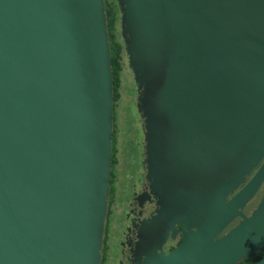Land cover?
<instances>
[{
	"label": "water",
	"instance_id": "obj_1",
	"mask_svg": "<svg viewBox=\"0 0 264 264\" xmlns=\"http://www.w3.org/2000/svg\"><path fill=\"white\" fill-rule=\"evenodd\" d=\"M117 2L159 207L133 264H239L264 249V193L243 213L264 185V0ZM106 15V0H0V264H101Z\"/></svg>",
	"mask_w": 264,
	"mask_h": 264
},
{
	"label": "flooded vegetation",
	"instance_id": "obj_2",
	"mask_svg": "<svg viewBox=\"0 0 264 264\" xmlns=\"http://www.w3.org/2000/svg\"><path fill=\"white\" fill-rule=\"evenodd\" d=\"M117 33H119V29L117 30ZM143 153L144 150L142 144V156ZM143 162L144 159L142 158L141 170L139 172L133 173L132 170L133 174L129 175V177H131L130 181L127 183V186H129V193L124 194L120 201L118 200L120 190L119 182L118 186H116L118 190H116L111 205H109V196L101 264H133V261L137 260V256L139 257L143 246V243H139V240L145 231L144 223L152 220V218L158 214L157 210L159 207L157 205V199L152 194L147 183L146 166ZM251 177L252 176L247 177L246 182L249 181ZM243 185L244 184H242L238 190H240ZM238 190H236L235 193ZM263 193L264 185L254 199H252L244 208L243 213L245 215L250 216L257 208ZM231 197L232 195L230 198ZM115 203L116 207L113 210V205ZM240 220L241 219L238 218L228 225V227L219 235V238L228 234L232 229L238 226ZM176 229L179 232L177 236L173 237L172 234H170L162 245V249L166 254L173 251L183 241V235L181 233L183 225H176ZM263 252L264 249L255 252L250 258L243 259L239 264L245 262L246 264H252V260H249L253 259L255 255ZM261 258H258L257 261Z\"/></svg>",
	"mask_w": 264,
	"mask_h": 264
},
{
	"label": "rangeland",
	"instance_id": "obj_3",
	"mask_svg": "<svg viewBox=\"0 0 264 264\" xmlns=\"http://www.w3.org/2000/svg\"><path fill=\"white\" fill-rule=\"evenodd\" d=\"M121 17V15H120ZM119 34L120 26H119ZM123 43V41H121ZM125 52V50H124ZM124 69L121 75V87H120V101L118 103V127H119V144L123 145L124 141L127 140L128 153L123 159V147H121L120 164L118 166L120 190L118 200L120 201L124 194L129 193V186L127 183L130 181L129 175L134 172L141 170L142 164V148L137 144L144 143L143 132H142V120L137 109V95L133 91L134 78L129 68L128 59L125 54L124 56ZM137 92V90H136ZM127 131V139L124 138V133ZM142 141V142H141ZM133 170V173H132ZM116 207V203L113 205V210Z\"/></svg>",
	"mask_w": 264,
	"mask_h": 264
},
{
	"label": "trees",
	"instance_id": "obj_4",
	"mask_svg": "<svg viewBox=\"0 0 264 264\" xmlns=\"http://www.w3.org/2000/svg\"><path fill=\"white\" fill-rule=\"evenodd\" d=\"M106 16H107V23H108V31L110 33V47H111V56H112V69H113V83H114V134H113V157H112V172H111V182H110V203L111 205L114 200V195L116 193V190L118 188L119 183V172H118V166L120 164V157L119 154L121 153V147H123V159L124 156L128 153L127 149V140L124 141L123 145L121 143V147L119 144L118 136H119V127H118V103L120 101V87H121V75L124 69V56L126 54V51L124 52V40L122 37L120 38V34L117 33V30L120 26V7L118 5L117 0H106ZM121 28V27H120ZM123 41V43L121 42ZM127 56V54H126ZM128 59V57H127ZM129 64V60H128ZM130 68V65H129ZM132 74L133 71L130 68ZM134 78V75H133ZM137 86L134 82L133 85V91H135V95H137ZM124 138L127 139V131L124 133ZM142 142V141H141ZM140 148H142V143L137 144ZM144 159V157L142 156ZM259 255V256H258ZM258 255H255L253 259H250L251 263H254L257 261L258 258L264 257V252L260 253ZM242 264H246L242 263Z\"/></svg>",
	"mask_w": 264,
	"mask_h": 264
}]
</instances>
